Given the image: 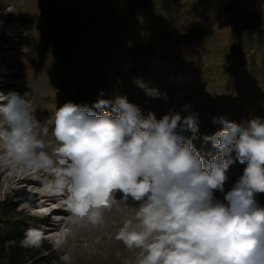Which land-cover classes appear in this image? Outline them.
<instances>
[{
    "label": "rangeland",
    "instance_id": "rangeland-1",
    "mask_svg": "<svg viewBox=\"0 0 264 264\" xmlns=\"http://www.w3.org/2000/svg\"><path fill=\"white\" fill-rule=\"evenodd\" d=\"M132 1L90 12L80 0H0V92L30 94L41 121L69 101L91 108L117 95L158 119L169 111L186 116L182 108L190 105L199 120L193 145L206 161L218 150L204 141L212 134L201 133L203 126L223 127L214 117L264 120V0H164L168 10L134 11ZM145 42L159 57L179 56L192 66L145 59L137 50ZM136 63L154 74H128ZM137 81L168 99L149 97ZM245 167L239 161L229 167L225 192ZM22 178L18 169L0 168V204L17 205L43 232L42 248L49 247L58 264H131L134 253L115 235L134 207L114 206L103 225L77 228L61 199L36 201L41 184ZM215 195L223 200L222 193ZM255 198L264 206V193ZM42 206L54 211L40 219L33 210Z\"/></svg>",
    "mask_w": 264,
    "mask_h": 264
},
{
    "label": "clouds",
    "instance_id": "clouds-1",
    "mask_svg": "<svg viewBox=\"0 0 264 264\" xmlns=\"http://www.w3.org/2000/svg\"><path fill=\"white\" fill-rule=\"evenodd\" d=\"M36 111L30 94L0 92V168L18 169L42 194L61 199L72 225L100 226L114 206H132L115 235L134 253L131 264H264V206L255 198L264 193L260 117H214L223 127L204 137L218 150L206 161L193 145L199 120L187 104L188 115L169 111L159 119L120 95L91 108L69 101L44 121ZM236 161L246 167L225 192ZM44 239L29 229L20 244L38 249Z\"/></svg>",
    "mask_w": 264,
    "mask_h": 264
},
{
    "label": "trees",
    "instance_id": "trees-1",
    "mask_svg": "<svg viewBox=\"0 0 264 264\" xmlns=\"http://www.w3.org/2000/svg\"><path fill=\"white\" fill-rule=\"evenodd\" d=\"M81 4L90 12L91 10L101 9L104 6L111 5L117 6V0H80ZM132 11L138 9L139 7H148L149 9H161L168 10L164 0H133L132 1ZM121 8V7H118ZM140 56L145 57L147 60H167L168 63L174 65L178 64L181 69H189L192 64L180 60L179 56L171 57H159L156 53L153 45L149 43L140 44L137 47ZM179 59V61H177ZM136 78L139 74L152 76L154 73L147 72V68L142 66L140 63L133 64L128 74H132ZM148 74V75H147ZM125 92V88H122ZM99 114V109H93ZM106 110L111 111L109 106ZM210 128V129H209ZM206 127L203 126L201 133L207 132L212 135L221 130L219 127ZM196 137L195 140H198ZM28 218L18 211L16 204L4 200L0 204V264H58L57 259L54 257L53 253L50 252L49 247L43 249L42 247L35 248H24L21 247L20 242L25 238V235L29 229H36L33 224L28 221Z\"/></svg>",
    "mask_w": 264,
    "mask_h": 264
},
{
    "label": "bare ground",
    "instance_id": "bare-ground-1",
    "mask_svg": "<svg viewBox=\"0 0 264 264\" xmlns=\"http://www.w3.org/2000/svg\"><path fill=\"white\" fill-rule=\"evenodd\" d=\"M28 180H30V178L29 177H24L23 176V178H22V181L24 182V181H28ZM43 201H45L43 198H41ZM46 206H42L38 211H39V213H43V211L42 210H44V213L48 210L47 208H45ZM51 210H53V209H51ZM47 213V212H46Z\"/></svg>",
    "mask_w": 264,
    "mask_h": 264
}]
</instances>
